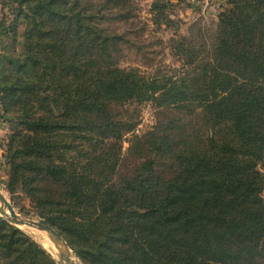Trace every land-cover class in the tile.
<instances>
[{
    "label": "trees",
    "instance_id": "1",
    "mask_svg": "<svg viewBox=\"0 0 264 264\" xmlns=\"http://www.w3.org/2000/svg\"><path fill=\"white\" fill-rule=\"evenodd\" d=\"M96 1L0 0L10 198L83 264H264V0H225L185 33L156 0L178 66L147 74L102 26L131 0ZM0 264L59 263L0 216Z\"/></svg>",
    "mask_w": 264,
    "mask_h": 264
},
{
    "label": "rangeland",
    "instance_id": "2",
    "mask_svg": "<svg viewBox=\"0 0 264 264\" xmlns=\"http://www.w3.org/2000/svg\"><path fill=\"white\" fill-rule=\"evenodd\" d=\"M92 1L97 3L96 0ZM155 1L131 0L134 16L127 21L106 20L102 22V26L107 30L121 33L127 39L120 46L121 52L118 61L121 67H138L145 74L152 73L155 69L166 71L170 67H177L178 62L170 52V38L174 37L172 36L174 28L178 27V31L181 33L187 32L190 28L196 29L199 26L213 29L217 21V15L227 7L225 0H168L170 3L169 14L176 24L174 28H166L164 26L158 27L152 23L150 7ZM105 17H109V14L106 13ZM12 18L13 15L10 16V19ZM19 29L22 28L19 27ZM138 109L140 117L137 132H141L153 124L154 111L151 103H143ZM2 114L3 111L0 108V190L19 216L37 220L39 216L33 213L26 198L12 200L6 190L8 165L2 154L6 136L9 133V123L7 122L9 115ZM127 145V142L124 141L123 147L125 148ZM19 195L21 196V194ZM18 228L28 233L58 262L56 252L48 249L40 237H35L21 226H18ZM49 241L51 240L49 239ZM71 254L73 258L81 262L72 250Z\"/></svg>",
    "mask_w": 264,
    "mask_h": 264
},
{
    "label": "water",
    "instance_id": "3",
    "mask_svg": "<svg viewBox=\"0 0 264 264\" xmlns=\"http://www.w3.org/2000/svg\"><path fill=\"white\" fill-rule=\"evenodd\" d=\"M0 216L14 226L30 225L46 233L57 249L59 264H82L72 257L71 250L62 236L44 219L37 220L19 216L0 190Z\"/></svg>",
    "mask_w": 264,
    "mask_h": 264
},
{
    "label": "bare ground",
    "instance_id": "4",
    "mask_svg": "<svg viewBox=\"0 0 264 264\" xmlns=\"http://www.w3.org/2000/svg\"><path fill=\"white\" fill-rule=\"evenodd\" d=\"M21 227L25 229L26 231H28L30 234L34 235L35 237H38V238L40 237L42 241L46 244V247L56 252V256H57V249L55 246H53L54 244L51 241H49L48 237L46 236V233L41 232L37 230L35 227L30 226V225H23Z\"/></svg>",
    "mask_w": 264,
    "mask_h": 264
}]
</instances>
